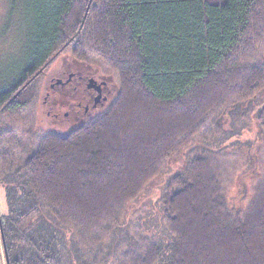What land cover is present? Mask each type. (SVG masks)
<instances>
[{
  "label": "trees",
  "instance_id": "trees-1",
  "mask_svg": "<svg viewBox=\"0 0 264 264\" xmlns=\"http://www.w3.org/2000/svg\"><path fill=\"white\" fill-rule=\"evenodd\" d=\"M7 5L21 44L0 74L9 264H264V0ZM64 51L81 74L114 70L115 99L68 133L27 135Z\"/></svg>",
  "mask_w": 264,
  "mask_h": 264
},
{
  "label": "rangeland",
  "instance_id": "rangeland-1",
  "mask_svg": "<svg viewBox=\"0 0 264 264\" xmlns=\"http://www.w3.org/2000/svg\"><path fill=\"white\" fill-rule=\"evenodd\" d=\"M7 2L8 0H0V74L9 67H13L12 63L19 56L20 50L18 49L21 45L19 37L16 34H7L8 36L6 37V33H10L7 32L8 28L6 27L9 24V19L6 18L8 11ZM69 53V51H64L58 54L50 63L43 76H41L38 94L30 110L34 119L30 117L28 124L24 127L27 128L25 130L27 135L30 133L32 135L34 129L37 132L52 130L63 134L68 133L81 122H85L104 111L115 99L114 97L120 85L117 73L102 63L89 62L86 66L90 68V73L86 71V73L81 74V71H79L81 68L77 67V64L72 60ZM254 58H258V60L264 58V45L259 48L257 56ZM86 66L85 69L87 70ZM70 72L76 73L78 76L77 82L51 86L59 77L67 78ZM86 77H94L98 81H106L104 95L107 96V100L98 103L97 106H93L94 98L91 97L90 91L87 88L89 78L85 83ZM86 105L89 106L88 111H85ZM17 129L22 131V128ZM252 138H254V135H251L250 139ZM229 151L232 150L229 149ZM263 154L264 152L260 155ZM186 156V154L176 155L175 158L170 160L168 167H170L171 171L179 168L182 162L185 163L187 160ZM257 165L260 168L262 167L259 161H257ZM237 178H240V175L236 177V181H238ZM163 180L164 177L159 176L149 185L152 196L159 193ZM241 181H245L250 185L251 176L249 175V177H245ZM6 211L5 193L3 187L0 186V215Z\"/></svg>",
  "mask_w": 264,
  "mask_h": 264
},
{
  "label": "water",
  "instance_id": "water-1",
  "mask_svg": "<svg viewBox=\"0 0 264 264\" xmlns=\"http://www.w3.org/2000/svg\"><path fill=\"white\" fill-rule=\"evenodd\" d=\"M59 82V81H58ZM106 84V81H101L99 82L96 78L94 77H90L88 82H87V87L88 88H92L94 89L97 93L96 95L94 96V103H93V106H97L98 103L104 101L107 99V96H103V85ZM2 240H3V245H4V251H5V257H6V261H7V264H9V260H8V255H7V251H6V248H5V241H4V238H3V234H2Z\"/></svg>",
  "mask_w": 264,
  "mask_h": 264
},
{
  "label": "flooded vegetation",
  "instance_id": "flooded-vegetation-1",
  "mask_svg": "<svg viewBox=\"0 0 264 264\" xmlns=\"http://www.w3.org/2000/svg\"><path fill=\"white\" fill-rule=\"evenodd\" d=\"M79 77H81V76H79ZM77 78H78V76L76 75V73H74V72H70V73H68L67 78H61V77H59V78L55 81V83H52L51 86H55V84L75 83V82H77ZM88 78H89V77H86V78H85V83H86V81H87ZM58 81H59V82H58ZM99 81H102V80H99ZM106 84H107V83H106ZM106 84L103 85V96H104V88H105ZM87 88H88V87H87ZM88 89H89V91H90L89 93H90L91 97L94 98V96L96 95L97 92H96L94 89H92V88H88ZM106 100H107V99H106ZM88 109H89V106L86 105V106H85V111H88Z\"/></svg>",
  "mask_w": 264,
  "mask_h": 264
},
{
  "label": "crops",
  "instance_id": "crops-1",
  "mask_svg": "<svg viewBox=\"0 0 264 264\" xmlns=\"http://www.w3.org/2000/svg\"><path fill=\"white\" fill-rule=\"evenodd\" d=\"M0 264H6L4 246H3L2 235H1V224H0Z\"/></svg>",
  "mask_w": 264,
  "mask_h": 264
}]
</instances>
